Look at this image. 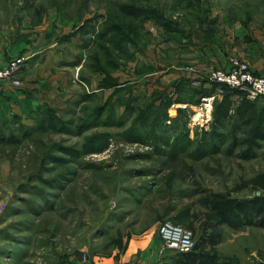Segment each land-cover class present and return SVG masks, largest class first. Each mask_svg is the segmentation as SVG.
Segmentation results:
<instances>
[{
  "label": "rangeland",
  "instance_id": "rangeland-1",
  "mask_svg": "<svg viewBox=\"0 0 264 264\" xmlns=\"http://www.w3.org/2000/svg\"><path fill=\"white\" fill-rule=\"evenodd\" d=\"M123 3L147 17L123 15ZM251 19L264 22V0H0L1 56L24 59L17 92L0 87V264L116 257L162 221L194 243L218 235L199 243L218 264H264V228L231 229L199 203L264 193V139L215 120L218 99L239 95L207 78L232 58L255 72L233 55L182 75L199 45L241 47L237 25Z\"/></svg>",
  "mask_w": 264,
  "mask_h": 264
},
{
  "label": "trees",
  "instance_id": "trees-1",
  "mask_svg": "<svg viewBox=\"0 0 264 264\" xmlns=\"http://www.w3.org/2000/svg\"><path fill=\"white\" fill-rule=\"evenodd\" d=\"M118 10L131 18L147 17L146 8L133 3H123L119 5ZM222 87L230 89L227 86ZM233 91H236L239 97L233 99L236 94L222 95L213 110L214 118L219 123L233 117L241 126H248L250 131L248 142L257 145L258 141L264 139V105L257 108L256 100L248 99L240 91ZM199 203L206 207L218 222L231 229L244 226L264 228V193L248 198H238L227 193H206L199 198ZM219 239L218 235L209 234L202 236L199 243L206 242L213 246L219 242ZM199 243H195L194 247L186 252L172 251L174 255H167V260L159 264H218L216 254L210 250H203Z\"/></svg>",
  "mask_w": 264,
  "mask_h": 264
},
{
  "label": "crops",
  "instance_id": "crops-1",
  "mask_svg": "<svg viewBox=\"0 0 264 264\" xmlns=\"http://www.w3.org/2000/svg\"><path fill=\"white\" fill-rule=\"evenodd\" d=\"M258 22L261 21L249 20L247 29H243V25H237L241 30L239 38L243 41L245 40L241 47L229 50L215 49V46L207 44L199 45V48L202 50L200 51L199 59L193 60L192 67L194 72H182V75L197 76L199 74H204L203 72L207 70V66L212 64H216V67H226L230 57L233 55L246 60L255 73H262L264 71V22ZM212 49H215L214 54H216V56L211 53V51H214ZM6 62L0 53V67ZM164 76L166 78H171L169 79L171 82L176 81V77H171L168 74ZM194 80L199 79L195 78ZM1 81L5 82L3 83ZM0 87H2L4 94H14L17 92L14 90L13 85L7 80L0 79ZM160 247L161 240L156 231L152 230L147 234H141L136 238L130 239L119 256L114 257L115 251H113L110 257H94L90 261H84V263L79 262L78 264H118L123 261H133L137 264H159L167 260V254L160 253Z\"/></svg>",
  "mask_w": 264,
  "mask_h": 264
},
{
  "label": "built area",
  "instance_id": "built-area-1",
  "mask_svg": "<svg viewBox=\"0 0 264 264\" xmlns=\"http://www.w3.org/2000/svg\"><path fill=\"white\" fill-rule=\"evenodd\" d=\"M23 60V57L19 56L10 58L4 66L0 67V79L8 80L14 87L19 86L20 80L16 73ZM207 78L215 84L242 92L250 100L264 96V73L251 72L246 63L236 58L231 59L226 69L216 68L209 71ZM214 97L213 95L201 97L199 106V109L202 110L201 115L210 113ZM157 234L161 240L160 253L162 254L166 251L186 252L195 245L192 231L170 221L160 222ZM83 258H87L86 253L83 254ZM118 264L137 263L123 261Z\"/></svg>",
  "mask_w": 264,
  "mask_h": 264
},
{
  "label": "bare ground",
  "instance_id": "bare-ground-1",
  "mask_svg": "<svg viewBox=\"0 0 264 264\" xmlns=\"http://www.w3.org/2000/svg\"><path fill=\"white\" fill-rule=\"evenodd\" d=\"M198 115H199V114H198ZM198 115H197V116H198Z\"/></svg>",
  "mask_w": 264,
  "mask_h": 264
}]
</instances>
